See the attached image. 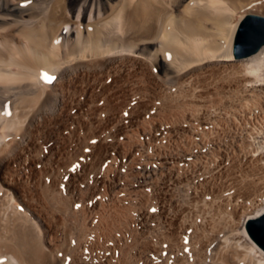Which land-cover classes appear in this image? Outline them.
I'll return each instance as SVG.
<instances>
[{
  "label": "bare ground",
  "instance_id": "obj_1",
  "mask_svg": "<svg viewBox=\"0 0 264 264\" xmlns=\"http://www.w3.org/2000/svg\"><path fill=\"white\" fill-rule=\"evenodd\" d=\"M247 14L264 0H0V264H264ZM235 163L263 180L222 197Z\"/></svg>",
  "mask_w": 264,
  "mask_h": 264
},
{
  "label": "water",
  "instance_id": "obj_2",
  "mask_svg": "<svg viewBox=\"0 0 264 264\" xmlns=\"http://www.w3.org/2000/svg\"><path fill=\"white\" fill-rule=\"evenodd\" d=\"M264 43V16L245 15L238 23L232 45L233 57H243L257 51ZM247 234L264 249V212L245 224Z\"/></svg>",
  "mask_w": 264,
  "mask_h": 264
},
{
  "label": "rangeland",
  "instance_id": "obj_3",
  "mask_svg": "<svg viewBox=\"0 0 264 264\" xmlns=\"http://www.w3.org/2000/svg\"><path fill=\"white\" fill-rule=\"evenodd\" d=\"M219 77H220V74H219ZM205 81L207 82V79H206ZM205 81H204V82H205ZM208 81H209V80H208ZM218 94H219L218 99L225 98V97H227L229 100L231 99L230 96H229V94H227L229 97L226 95V93L224 94L223 92L218 93ZM218 94H217V95H218ZM223 94H224V95H223ZM220 95H223V96H220ZM211 96H212V95H211ZM224 96H225V97H224ZM216 99H217V97H216ZM218 99H217V100H218ZM225 99H226V98H225ZM228 99H227V100H228ZM223 100H224V99H222V101H223ZM243 100H245V99H243ZM243 100H239V103L243 102ZM215 101H216V100H215ZM222 101H217V102L220 103V102H222ZM248 101H249V100L246 101V104H245V105L247 106V104H248V107H249V108H251V107H252V109L255 108V109H253V110H255V113L257 114V117H258V118L256 117V118L254 119V122H255L257 125H258V124L261 125V129H262L261 135L258 136L257 139L262 140V142H263V141H264V140H263V138H264V118H263V117H264V113L261 112L258 108L256 109V107L253 106L252 104H250V101H249V103H248ZM217 102H215V103H216V106H217V104H218ZM223 102H225V100H224ZM223 102L220 103L221 105L218 104V106L220 105V106L218 107L220 111H221V109H222V111H226V110H229L230 108H231V109H236V108L238 107L237 109H239V106H240V107H241V106L243 107L242 103L239 105L238 101L236 102V100H235V101L232 100V102H233V104H234V105H233L234 107H233V106H230V105H232V103H231L230 105H228L229 103H227V102L223 103ZM234 102H236V103H234ZM237 103H238V104H237ZM222 104H223V105L225 104V105L223 106ZM235 105H236V106H235ZM245 105H244V106H245ZM249 105H252V106L250 107ZM214 106H215V104L213 105V107H214ZM221 106H222V108H221ZM229 106H230V108H229ZM227 107H228L229 109H228ZM214 108H215V107H214ZM218 108H217V109H218ZM225 108H226V110H223V109H225ZM261 115H262V116H261ZM261 118H262V119H261ZM258 119H259V120H258ZM256 120H257V121H256ZM259 125H258V126H259ZM259 145H260V146H263L264 143H260ZM236 164H237V163L233 164L234 167L231 168V170L229 171L228 175L226 176V179L224 178V182H225V183H228V185H229L230 187H232L233 190H232V189H229L230 187L228 186L229 193H227V192H228L227 189H226L227 191L224 190V193H223V192L221 193L222 197H223V196H224V197L230 196V195L232 194V193L230 194V192H233V193L237 192V191H238L239 184H240L241 187H242V186H243V187H248L249 185L253 184V182L257 184V182L263 178V177L260 176V174L263 175L261 172H258L257 170H256V172H255V170H253V168L250 167V166H248L247 164H245V165H244V163H241V164L238 163L239 165H238V164L236 165ZM235 165H236V166H235ZM237 166H238V167H237ZM239 166H240V167H239ZM244 166H245V168H243ZM246 167H248V168H246ZM251 169H252V170H251ZM231 171H233V172H231ZM253 171H254V172H253ZM245 172H246V173H245ZM257 172L260 173V174H257ZM234 173H235V174H234ZM255 174H257V175H255ZM255 176H259L260 178H259V177H255ZM254 177H255V178H254ZM228 178H230V179H228ZM246 178H247V179H246ZM253 179H254V180H253ZM252 180H253V182H252ZM262 180H263V179H262ZM228 181H229V182H228ZM234 181H235V182H234ZM263 181H264V180H263ZM263 181H261V182L259 181V182H260L259 184H260V186L262 187V188H260V190L264 188V182H263ZM239 182H241V183H239ZM251 182H252V183H251ZM230 183H231L232 186L230 185ZM236 183H238V184H236ZM262 183H263V184H262ZM248 184H249V185H248ZM262 185H263V186H262ZM233 186H234V187H233ZM236 187H237V189H236ZM241 187H239V188H240V189H239L240 191H242V189H243V191H244V190H248V188L251 189L250 186H249L247 189H246V188H241ZM225 191H226V194H227V195L225 194ZM238 192H239V191H238ZM238 192H237V193H238ZM224 194H225V195H224ZM229 194H230V195H229ZM256 194H260V195L262 196L263 192H262V193L258 192V193H256ZM257 197H258V199L260 198L259 196H256L255 198L257 199ZM209 199H210V198H209ZM248 204H249V203H248ZM167 243H168V242H167ZM152 244L155 245V243H152ZM162 244H163V243H161V244H159V245H161V246H163V247H164V246H167L166 243H165L164 245H162ZM157 245H158V244H157ZM166 251L169 253L170 250H169V251L166 250ZM166 251L164 250V253H163V254L160 253V255H159V254H158V255H157V254L150 255L151 257L147 254V258H148V257L151 258V259L148 258V261H150L149 264H153V262H154L155 264H162V263H165L166 260H168V261H167L165 264H169V262H170V258H169V259H165V260H163V259H164V258H163L164 256H165V257H166V255H167V256H170V254H168ZM165 252H166V253H165ZM161 254H162V255H161ZM156 255H157V256H156ZM163 255H164V256H163ZM155 256H156L157 259L155 258ZM158 256H160V257H158ZM162 256H163V257H162ZM147 258H146V259H147ZM153 258H154L155 260H154ZM158 258L162 259L164 262H163L162 260L158 259ZM166 258H168V257H166ZM152 259H153L154 261L151 262ZM158 260H160V261H158ZM155 261H157V262H155ZM161 261H162V262H161ZM159 262H161V263H159ZM138 264H143V261L139 262Z\"/></svg>",
  "mask_w": 264,
  "mask_h": 264
},
{
  "label": "snow or ice",
  "instance_id": "obj_4",
  "mask_svg": "<svg viewBox=\"0 0 264 264\" xmlns=\"http://www.w3.org/2000/svg\"><path fill=\"white\" fill-rule=\"evenodd\" d=\"M43 79L46 81V82H50L51 81V77H48V76H44Z\"/></svg>",
  "mask_w": 264,
  "mask_h": 264
}]
</instances>
